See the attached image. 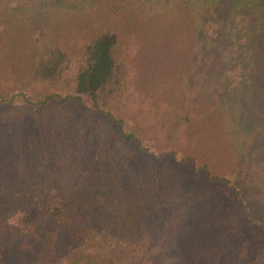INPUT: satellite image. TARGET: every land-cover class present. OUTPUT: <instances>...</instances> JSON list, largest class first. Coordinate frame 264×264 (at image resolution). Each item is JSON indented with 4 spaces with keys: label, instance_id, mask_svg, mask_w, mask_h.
Segmentation results:
<instances>
[{
    "label": "rangeland",
    "instance_id": "374dc122",
    "mask_svg": "<svg viewBox=\"0 0 264 264\" xmlns=\"http://www.w3.org/2000/svg\"><path fill=\"white\" fill-rule=\"evenodd\" d=\"M212 3L187 0L185 6L162 12L122 7L118 26L128 70L124 93L102 112L90 113L89 122L84 107L71 101L53 100L51 107L30 118L14 105L1 107V212L30 181L29 170L45 166L35 150L46 146L68 156L64 155L69 171L86 172L83 215L93 223L96 208H88L89 200L105 175L132 151L123 182L133 184L166 171L177 175V187L167 202L159 195L156 208L146 216L150 237L146 258L133 263L115 252L107 264H264V0L246 12L258 44L250 92L224 103L210 92L226 67L223 44L210 52L192 49ZM97 15L96 11L56 15L58 41L71 59L76 60L95 30ZM25 55L1 57L0 94L12 90ZM36 91H31L32 98ZM106 111L124 124L106 117ZM131 127L140 130V146L120 141L110 146L107 136ZM242 153L245 161L239 170ZM73 246L56 224L47 222L26 244L7 249L0 264H59Z\"/></svg>",
    "mask_w": 264,
    "mask_h": 264
},
{
    "label": "trees",
    "instance_id": "16d2710c",
    "mask_svg": "<svg viewBox=\"0 0 264 264\" xmlns=\"http://www.w3.org/2000/svg\"><path fill=\"white\" fill-rule=\"evenodd\" d=\"M259 1L213 0L199 23L194 53L210 52L219 43L224 48L226 67L210 89L218 102L233 101L250 92L258 44L256 30L248 22L246 12ZM186 3L187 0H0V59L26 54L12 90L8 95L0 94V108L14 105L30 118L51 107L53 100L60 104L71 101L84 107L89 122L90 113L102 112L110 100L124 93L128 70L118 26L121 8L133 5L162 12ZM90 11L98 13L96 28L73 60L58 41L55 17L61 12ZM41 88H46L45 92ZM34 89L36 96L32 98L30 93ZM103 114L124 124L122 119H114L110 111ZM179 122L180 119L176 128L181 125ZM107 140L110 146L118 141L137 142L140 146V130L121 129L107 136ZM35 152L37 157L44 158L45 166L50 162L53 165L37 164L30 169V181L24 182L6 201L4 213L0 210V263L7 249L26 244L35 229L47 222L56 224L74 245L72 253L62 257L59 264H107L109 255L115 252L133 263L146 258L150 248L146 216L156 208L159 195L166 202L172 199L178 181L176 174L153 172L136 183H125L124 167L132 155V151L128 152L105 175L89 200L88 208H96L91 223L83 215L87 205L81 188L86 172L69 171L68 156L49 151L46 146ZM241 159L239 170H243L245 153Z\"/></svg>",
    "mask_w": 264,
    "mask_h": 264
}]
</instances>
